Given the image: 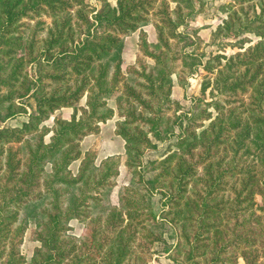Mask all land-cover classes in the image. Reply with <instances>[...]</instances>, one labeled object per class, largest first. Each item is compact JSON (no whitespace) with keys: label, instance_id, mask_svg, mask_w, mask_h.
I'll return each mask as SVG.
<instances>
[{"label":"trees","instance_id":"obj_1","mask_svg":"<svg viewBox=\"0 0 264 264\" xmlns=\"http://www.w3.org/2000/svg\"><path fill=\"white\" fill-rule=\"evenodd\" d=\"M98 1L99 8L87 0H0V123L29 113L20 127L0 126V264H147L158 241L183 264H264V0L228 5L214 38L237 39L228 45L240 50L206 60L178 31L200 0ZM151 13L158 42L152 49L142 34L125 74L122 36ZM43 15L52 20L46 36L19 32L24 19ZM199 66L202 95L177 114L173 75L185 85ZM64 107L74 109L70 119L41 126ZM115 113L133 178L119 205L108 207L119 162L97 164L94 150L82 158L80 142ZM175 133L146 179L145 150ZM155 191L165 198L159 216ZM98 205L107 210L95 212ZM72 219L85 220L81 238L67 234ZM31 221L41 245L27 260L20 246ZM166 226L175 244L163 237Z\"/></svg>","mask_w":264,"mask_h":264},{"label":"rangeland","instance_id":"obj_2","mask_svg":"<svg viewBox=\"0 0 264 264\" xmlns=\"http://www.w3.org/2000/svg\"><path fill=\"white\" fill-rule=\"evenodd\" d=\"M88 3L93 5L96 8L100 7V2L98 0H87ZM112 5H116V0H110ZM234 0H200L195 1V10L191 13V15L185 18L184 24H182L178 31L184 34L189 35L190 37L196 40L195 47L190 46L188 50L194 51L197 54H204L203 60L213 52H217L219 49H225V51L220 50L218 52L223 53L227 52L228 54L237 52L240 50L239 47H233L231 43H235L237 39L233 38H214V33L217 30L218 26L222 24L223 20L228 16V5L234 3ZM172 8H174L175 3L171 4ZM154 16V15H153ZM150 14V21L148 24L144 25L142 28L128 34L122 36V53L125 59L123 60L122 70L126 74L127 69L130 65L134 64L139 52V43L142 34H145L150 42L151 48L154 49L155 44L158 42L157 30L154 26L155 18ZM43 20L44 23L40 21ZM51 18L47 15L43 16H35L31 20L24 19L22 21V25L19 27V32L24 30L26 37L32 38H43L46 36V27L51 22ZM44 28V29H43ZM150 35V39H149ZM151 36L154 38V41L151 39ZM252 39V43L256 42L259 38L254 34L246 35ZM249 44V43H248ZM247 44V45H248ZM183 45V42L180 43ZM226 46L225 48H223ZM121 53V54H122ZM107 60V59H106ZM113 62V61H112ZM149 62L152 63L150 60ZM31 68V67H29ZM181 62H178L177 69L180 70ZM204 72L203 67H197V70L188 76L185 85H182L178 82L177 75H173L174 86L176 88H180V97L173 96L172 89V99L176 102H180L181 107L177 111V114L183 112H190L194 98L200 97L201 94V85H202V76L201 74ZM173 86V87H174ZM109 101V106L114 108L116 111V102L113 98ZM86 103V97L82 98L81 101L77 104V108L79 115L81 114V108ZM31 111V108H28ZM74 109L72 107H64L57 110L49 119H47L41 126L46 127L47 129H52L55 124L56 117L68 118L72 117ZM28 114H20L15 117H11L6 119L4 122L0 123V126H9V127H20L23 122L28 120ZM117 120H120L119 115L115 113V115L108 119L109 123L101 122L100 129L97 133H91L85 136L81 142V150L83 151L82 158L86 151L94 150L97 153L96 163L100 164L102 160L109 156H114L117 158L119 162V174L115 179V185L113 188L107 193L104 204L106 206L111 205H119V196L124 186L129 185L132 182L133 174L131 170L126 165L127 155L125 152V140L117 134L116 125ZM186 121L183 122V125ZM208 123V122H207ZM173 131L178 133L180 131L178 125H173ZM176 133L173 137L168 141H156L157 146L153 148L146 149L142 156V164L147 165V169L145 171L146 179L154 177L158 171L152 168V161L161 160L166 153L168 152L169 145L172 142L176 141ZM52 133H49L46 136V140H49ZM81 159L74 161L70 168L74 174L77 173ZM164 196L160 191H155L152 196V203L155 212L159 216L160 210L162 209V202L164 201ZM260 200V197H258ZM107 209H105L104 205H98L95 208V212L104 213ZM69 231L68 235L73 236L75 238H81L84 234L85 229V220L72 219L69 222ZM36 223L31 221L27 227V230L24 235L23 243L20 246V250L23 256L30 260L35 253V250L41 245L40 241L35 239V230ZM163 237L168 241L169 244H175L177 242L176 238H170V234L172 231V227L166 226L165 229H162ZM164 241H158L153 246V251L151 256L149 257V261L147 264H183V261H174L169 257V254L164 251ZM238 264H245L242 258L239 259Z\"/></svg>","mask_w":264,"mask_h":264},{"label":"crops","instance_id":"obj_3","mask_svg":"<svg viewBox=\"0 0 264 264\" xmlns=\"http://www.w3.org/2000/svg\"><path fill=\"white\" fill-rule=\"evenodd\" d=\"M149 39H150V35H149ZM151 39L154 41V38L151 36ZM124 51V50H123ZM122 51V52H123ZM122 55H123V53H122ZM122 58H123V60H124V62H125V59H124V56H122ZM176 96V97H180L179 95H180V88L178 89V88H176V86H174L173 87V96ZM73 114V113H72ZM65 119H68V118H65ZM110 121H107L106 123H109Z\"/></svg>","mask_w":264,"mask_h":264}]
</instances>
